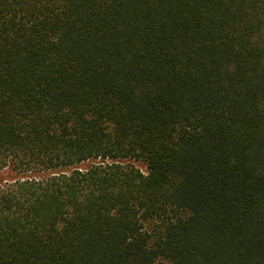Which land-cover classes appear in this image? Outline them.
Masks as SVG:
<instances>
[{
	"label": "trees",
	"instance_id": "16d2710c",
	"mask_svg": "<svg viewBox=\"0 0 264 264\" xmlns=\"http://www.w3.org/2000/svg\"><path fill=\"white\" fill-rule=\"evenodd\" d=\"M0 264H264V0H0Z\"/></svg>",
	"mask_w": 264,
	"mask_h": 264
},
{
	"label": "rangeland",
	"instance_id": "374dc122",
	"mask_svg": "<svg viewBox=\"0 0 264 264\" xmlns=\"http://www.w3.org/2000/svg\"><path fill=\"white\" fill-rule=\"evenodd\" d=\"M6 168L5 169H2V170H0V175H3L4 173H6Z\"/></svg>",
	"mask_w": 264,
	"mask_h": 264
}]
</instances>
